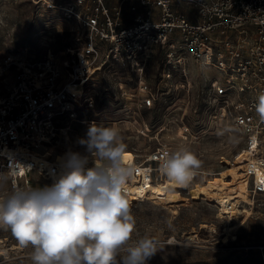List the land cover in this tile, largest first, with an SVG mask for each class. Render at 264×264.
<instances>
[{
    "label": "built area",
    "instance_id": "obj_1",
    "mask_svg": "<svg viewBox=\"0 0 264 264\" xmlns=\"http://www.w3.org/2000/svg\"><path fill=\"white\" fill-rule=\"evenodd\" d=\"M29 1L35 13L61 19L73 39L41 60L0 63V174L7 178L0 194L29 188L30 174L55 181L62 167L54 150L74 124L97 123L95 109L107 102L123 121L126 109H151L165 94L188 92L192 66L214 74L205 84L206 122L225 123L242 151L264 158V121L256 112L264 93V0ZM83 111L93 117L80 118ZM183 133L190 135L189 128ZM173 151L163 143L149 152L153 178L166 176L160 162ZM200 176L208 175L195 169L192 180ZM252 187L256 197L264 193V185Z\"/></svg>",
    "mask_w": 264,
    "mask_h": 264
},
{
    "label": "rangeland",
    "instance_id": "obj_2",
    "mask_svg": "<svg viewBox=\"0 0 264 264\" xmlns=\"http://www.w3.org/2000/svg\"><path fill=\"white\" fill-rule=\"evenodd\" d=\"M36 10L37 13L29 0H0V63L7 57L41 60L48 50L57 53L71 47L73 38L69 27L62 24L61 19L54 20V24L48 12ZM212 77L211 70L192 66L188 92L181 89L165 94L160 104L151 109H126L123 121L119 120L113 104L107 102L106 108L95 109L99 114L96 124L119 130L129 161L141 163L149 152L166 143L174 151L189 149L201 162L197 169L208 176H200L197 181L219 176L226 170L221 161L231 160L241 151L243 143L225 123L221 126L220 122H206L201 113L208 101L205 84ZM108 83L113 85L112 81ZM79 116L82 119L93 117L88 111ZM184 127L189 128L190 135L183 133ZM88 128L74 124L68 140L54 150L56 154L83 153L79 139L86 136ZM151 165L155 167L156 164ZM28 178L27 186L33 189H43L54 183L38 174H30ZM251 185L248 183L246 188L249 195H253ZM183 195L186 201L177 204L175 209L149 200L135 201L129 206L135 221L131 240L149 236L158 242L159 249L146 264H264V193L255 197L254 210L237 229L234 238L225 235V218H217L212 205L198 198L193 190ZM0 239L3 240L0 264H32L31 246H21L10 230L0 229ZM116 261L120 264L121 255L116 256Z\"/></svg>",
    "mask_w": 264,
    "mask_h": 264
},
{
    "label": "clouds",
    "instance_id": "obj_3",
    "mask_svg": "<svg viewBox=\"0 0 264 264\" xmlns=\"http://www.w3.org/2000/svg\"><path fill=\"white\" fill-rule=\"evenodd\" d=\"M256 112L264 121V93ZM84 152L61 158L62 173L50 187L13 188L0 194V229L31 246L32 264H146L159 249L149 236L132 241L134 217L124 192L132 168L119 130L93 123L79 139ZM90 157L94 166L86 167ZM187 148L165 152L160 171L186 187L200 167ZM0 174V187L6 183ZM131 241V242H130Z\"/></svg>",
    "mask_w": 264,
    "mask_h": 264
},
{
    "label": "bare ground",
    "instance_id": "obj_4",
    "mask_svg": "<svg viewBox=\"0 0 264 264\" xmlns=\"http://www.w3.org/2000/svg\"><path fill=\"white\" fill-rule=\"evenodd\" d=\"M72 91L76 92L77 89L72 88ZM87 122L90 123V121ZM67 152L69 151L64 154L55 153L53 161L61 165V158ZM45 158L49 160L52 158L51 150L46 152ZM263 161L264 158L246 150H241L231 160L223 159L221 161L226 170H223L224 172L221 174L219 173V176H211L203 182L191 180L186 187H182L167 176H163L160 180L154 179L150 173L149 160L146 159L141 163L138 161L132 162L125 156L126 165L132 168V174L126 181L124 195L129 202V206L142 198L159 205L172 206L175 209L177 204L186 201L183 193L193 190L198 198L212 205L216 210L217 218H225V225L227 226L225 235L234 238L237 229L248 219L255 207L256 193H253V195L248 194L246 189L248 183L264 185ZM42 164L43 166H49V162L46 161H42ZM93 166L94 159H89L86 167L91 168ZM2 242L3 240L0 239V244Z\"/></svg>",
    "mask_w": 264,
    "mask_h": 264
}]
</instances>
